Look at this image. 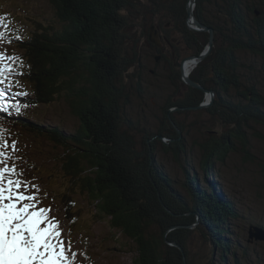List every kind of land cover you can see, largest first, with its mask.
<instances>
[{
    "label": "trees",
    "instance_id": "trees-1",
    "mask_svg": "<svg viewBox=\"0 0 264 264\" xmlns=\"http://www.w3.org/2000/svg\"><path fill=\"white\" fill-rule=\"evenodd\" d=\"M47 1L54 11L52 23H45L40 18L42 15H23L30 21L29 29L25 35L14 37L17 42L15 49L23 51L25 57L22 75L17 74V77L30 83L31 88L9 92L7 99L37 108L54 103L57 98L65 95L69 97L70 112L78 121V128L74 132L65 133L58 127L46 129L28 118L15 120L16 124L29 130L33 139L44 143L39 135L45 137L57 149L54 159L60 166L59 170L46 169L43 158L38 159L30 168H35L40 175L51 173V176L63 179L66 185H72L62 193L64 196L61 203L66 220H70L68 210L74 202L70 192L78 195L83 191L87 197L98 201L95 205L98 214L108 218L114 228L134 243L137 254L135 264H183L184 257L185 264H193L189 257L194 258V251L191 252L189 247L174 236L176 232L185 234L183 238H187L188 242L192 239L201 243L199 262L196 264H205L207 260L212 264H233L231 257L238 263L240 259L230 241L232 233L231 228L229 229L232 224L230 219L237 217V213L228 203L218 202L220 198L214 192L220 191L223 185L221 187L219 177L220 182L218 180L216 183L210 179V171L216 169L215 165H222L227 155L234 150L232 137L245 145V136L250 132L238 124L236 128H229L231 131L221 133L220 136L217 124H221V120L205 131V135L212 131L217 136H212L210 141L204 140L205 145H198L201 152L197 158H200L203 174L199 176L197 185L202 184L201 178L204 181L209 178L211 185L208 189L211 193L201 188L200 194L192 190L193 197H196L192 210L200 213L201 225L187 230L184 226L194 225L195 215L188 208L187 198L180 197L183 187L175 191L168 188L173 181L179 180L178 176L175 175L176 179L167 177L168 173L163 168L157 173L156 168H152L154 165L150 161V155L148 159H143L138 150L140 144L134 140L133 134L135 129L140 131L134 125L139 122L131 121V117L126 115V107L131 106L132 97L127 90L128 83L140 80L141 73L147 72L145 61L159 65V60L164 61V58L169 61L168 68L175 76L171 84L178 81L181 89L184 88L182 99L170 102L165 107V117L172 129L176 130L173 123L175 126L178 124L167 115L168 108H178L175 114L184 109L198 115L203 112V116L217 114L216 107L199 110L198 106L204 103L203 90L184 83L180 85L182 80L178 62L182 53L186 52V57L199 56L209 38L208 32L195 34L188 29L186 22L189 0ZM258 1L257 7L254 4L248 5L244 12V17H249L253 26V33L249 35L248 29L247 32L242 31L240 27L234 28L231 23L234 15L243 17L242 10L236 7L237 0H195L194 17L213 30L214 45L209 57L191 72L190 80L203 89L212 91L220 88L219 85L228 86L229 80L234 83L243 80L249 74L245 69H249L251 75H261L264 78L263 71L252 67L238 68L235 75L232 69H228L235 68L238 55L256 59L258 67L261 58H264V0ZM207 5H211L209 7L219 14L218 19L208 18ZM256 11L259 12L258 15ZM259 21L263 22L261 26ZM150 25H154L158 34L163 36L164 42L161 45L150 40ZM167 27H170L169 30ZM0 31H4L3 23ZM229 31L231 33L227 38ZM175 33L182 36L185 47L171 36ZM255 41L258 46L254 45ZM251 48H255L256 52H252ZM164 51H167L168 56ZM222 59L227 63L220 65ZM262 66L264 67L263 64ZM153 74L159 76L161 73L156 71ZM212 83H219L218 88L209 86ZM144 89L140 83L137 86L138 93L133 91V95L146 104L142 97ZM246 90L249 89L245 88L241 94H236L235 104L228 103L222 110L230 118L241 120L245 126L249 122L255 124V129L262 124L260 119L264 120V95L257 93L252 98ZM223 92L226 97L229 96L225 89ZM220 103L224 104L222 97L214 105ZM182 125L179 126V131L183 133V137L180 132L175 131L176 136L174 139L170 137V142L167 143L171 145L181 136L182 140L175 141L178 148L162 145L164 153L172 154L175 161L178 159V149L185 150L182 147L185 146V135L191 137L193 130L186 121ZM196 131L202 138L203 132ZM143 144L152 145V141L147 137ZM147 152L150 153L151 149ZM248 156L249 153L246 152V160L249 159ZM216 171L217 169L215 175ZM184 174L186 175L185 172ZM50 200H55V197ZM182 208L180 217V213L176 211ZM183 213L191 214V218H186ZM169 225L183 227H177L172 232L173 235L170 232L166 238L165 232L170 229ZM203 228L208 238L202 231ZM206 239H209L210 249ZM168 241L181 246L184 252L166 245ZM215 247L218 250L216 253Z\"/></svg>",
    "mask_w": 264,
    "mask_h": 264
},
{
    "label": "rangeland",
    "instance_id": "rangeland-1",
    "mask_svg": "<svg viewBox=\"0 0 264 264\" xmlns=\"http://www.w3.org/2000/svg\"><path fill=\"white\" fill-rule=\"evenodd\" d=\"M236 4V7L242 10L243 17L234 15L233 19L231 17V23L234 28L240 27V30L242 31L247 32L248 29L250 35V33H253V30L251 29L253 26L249 17H244V12L247 11L246 8L248 5L250 6L254 4L257 7L259 5V1L237 0ZM209 6L211 5L206 6L209 11L207 15L208 18H213L215 20L218 19L219 14L214 12V10ZM188 7L195 9V2L193 8L191 7V4H188ZM256 14L258 15L259 12L256 11ZM23 15L25 17L42 15L40 18L45 23H52L54 11L47 0H0V27L2 26V23L4 24V31H0V34H3V39L0 40V52L4 53L6 57L17 58L15 60L5 59L3 61L4 64L10 66V69L15 70L9 72V79L12 81L11 90L3 85V102L5 103V101H9L6 102V104L10 105V107L6 112L0 111V135L3 136L4 142L8 144V147H4L2 150L5 155L10 158L8 160V166L15 164L17 172H23L26 174L20 176V179L29 181L30 185L43 187L44 190L40 188L41 192L37 194L41 201V206H51L49 215L55 217L59 221L62 229V239L65 241L66 246L68 242L71 244L70 252L67 254L69 256L71 253L76 254L74 264H135L134 260L137 254L134 243H132L122 232H120V230L114 228L109 223L108 218L98 214V209L95 206L98 201H93V199L91 197H87L86 193L83 191H80L78 195H72V192H70L74 202H72L73 204L68 210L70 220H66L64 217L65 211L63 210L61 203L64 196L62 193H64V190L72 185L70 183H67L66 185L63 179H58L54 175L51 176V173L40 175L35 168H30L32 167L31 164L35 163L38 159L43 158L46 162V169L55 168L56 170H59L58 167L60 166L54 159V157L57 156L58 151L56 148H53V145L47 140V138L42 136L40 137L39 135V139L44 142L40 143L38 140H35L32 136H30L31 133L28 129H25L21 124H12V122H15L17 118H28L35 124L46 129L58 127L65 133H71L77 130L78 121L70 112L68 105L69 97L67 95L59 99L57 98L54 103L49 105H40L32 110L16 104L13 100L5 99V96L9 92L13 93L23 88L30 90L31 88L30 83L17 77V74H21L23 72V59L25 58L23 51H12L9 49L10 46H13L14 48L16 46L11 38L16 37L17 35L23 36L26 34V30L29 29L30 21L27 18H24ZM262 17L264 16L262 15ZM262 23L263 22L259 21V26H261ZM190 25L195 29L191 30L189 28V24L187 23L188 29L193 31L195 34H203L207 31H204L205 28L203 27L196 26L194 21H191ZM169 28L170 27H167L166 29L169 30ZM236 32L237 31H235V33ZM230 33L231 31L227 33V38L230 36ZM148 34L151 41H155L160 45L164 42L163 36L158 34L154 25H150ZM171 36L178 39L180 41V45L185 47L183 43L184 40H182V36L179 33H175V35L171 34ZM208 42L209 38L207 45L201 51L199 56L186 57V52L182 53V57L178 62L182 80V82H180L181 86L182 83H184V85H189L186 80L190 79L189 76L191 72L199 63L203 62V58L209 57V54L213 49L214 42L212 43V47H209ZM254 45L258 46L257 41L254 42ZM251 51L255 53L256 49L251 48ZM164 52L168 56L167 51ZM200 56L203 57V60H199ZM255 60L256 59L248 56L238 55L236 59L237 65L235 68L230 67L228 69H232L233 75H235L238 68L241 67L242 69H244V67H252L257 71L261 70L264 72V67L262 66V64L264 65V58H261V60L258 59L261 61L259 67ZM187 61H192L193 63L188 62L191 65V69L188 70L187 74H184L183 67ZM159 63L160 64L157 65L158 63L152 64L145 61L147 72H142L141 77H139L140 80H132L128 83L127 87V90L132 94V97L131 106L126 107V115L131 117V121L139 122V124L134 123V125L140 128V131L135 129L133 130V134L134 140L140 144V148L138 150L142 153L141 156L143 159H148L149 155L151 156L150 161L152 165H154L152 168L154 170L156 168L157 173H160L161 168H163L168 173L166 174L167 177L176 179L175 175L178 176L179 184L178 181H173L171 183L172 186H169L168 188L170 191H175L179 189V187H183V194H181L180 197L184 196L187 198L189 210L193 209L194 206L192 204L196 202L194 200L196 197H193L192 190L197 191L200 194L201 191L199 188H201V190L211 193L208 189L211 185L210 179L216 183L218 182L219 177L222 182L221 187L223 185V188L220 189L221 192H214L218 194V197L220 198L218 202L228 203L233 207L234 212L236 211L237 213V217L230 219L232 224L229 227V229L231 228L230 230L232 233L230 241H232V245L236 247H234V250L236 256L240 259L238 263H235L234 258L231 257L233 264H264V240L252 237V233L255 229L264 231V120L261 118L260 120H262V124L255 127V129V124L252 125L250 122H245L247 126L249 125L248 128H246L247 126H245L241 120L237 118H230L228 114L222 110L225 108V105L227 107L228 103L233 102L232 104H235L234 102L237 100L236 94H241V91L245 88L249 89L246 90V93H248L252 98L254 94L256 95L257 93L264 95V78L261 77V75H251L250 70L245 69L244 71L249 74L246 78L237 83H234L231 80L228 81V86H222L218 83L220 88H218V85L215 83H212V85L209 84V86L216 87L218 89H213L212 91L203 89L204 103L201 105H205V107L200 108L199 110L216 107L218 110L216 115L211 114L210 116H203V112L198 115L197 113H193L192 111L185 109V111L179 110L181 113L175 114V111H177L178 108H168L167 115L176 121L178 126H175L173 123L174 127H176L175 131L180 132L182 137L183 133L179 131V126L182 125L183 121L184 123L186 121L193 128L191 137H187L185 135V146L182 145L185 150L182 148L178 149V159L175 161L173 155L170 153H164V149L162 147L163 144L170 142V137L174 139L176 136L175 131L169 125V120L165 117V107H167V104L170 102H178V100L182 99L184 88L181 89L178 81L171 84L172 78L175 76H173L172 72H170V69L168 68L169 61L164 58V61L159 60ZM223 63H227V61L223 62L222 59L220 65ZM149 68L152 73L149 71ZM156 71L161 74L156 76L153 74ZM209 74L211 76V73ZM17 82L19 83V86H17ZM140 83L143 87H145L143 90L144 95L142 94V97L145 99L146 104L133 95V91L136 94L138 93L137 86ZM193 83L195 84V87H198L199 89L200 85L195 82ZM233 87L235 90H233ZM0 88L2 87L0 86ZM224 89L227 91V94L229 95L228 97H226V94L223 92ZM232 96H235V98ZM221 97L224 104L220 103V105H214L217 101L219 102V99L221 100ZM17 106H19V112H17ZM220 120L221 124H217ZM216 124L219 125L218 131H220V136L221 133L227 134V132L231 131L229 128H236L238 124H240L241 128L249 131L250 133L245 136V145H243L236 137H232L231 140L234 150L227 155L225 158L226 160L222 165L219 166L218 164L219 167L215 165L217 169L216 175V169H212L210 171V179L208 178L204 181L201 178L202 184L198 182L200 184V186H198L197 180L199 176L203 174L199 164L200 158H197L201 152L198 145L203 143L204 140L210 141L213 138L212 136H217L215 135L217 133H212V131L205 135V131L208 128H212V126ZM196 130H201L203 132L202 138ZM181 136L177 139L178 141L179 139L182 140ZM147 137L151 139L152 145L143 144V142L147 140ZM177 140L175 141L177 142ZM175 141L173 144L167 145H170L169 147L172 149L178 148L175 146ZM12 143H15L16 150H13L11 147ZM153 144L155 145L153 146ZM149 148L151 149L150 153L147 152ZM246 152L249 153L248 160L245 159ZM42 154L44 155L41 156ZM0 167H4V165H0ZM194 168H196V170ZM214 177H216L217 180H215ZM30 191L34 190L30 188ZM51 197H55V200H50ZM177 200L179 201V197ZM182 211L183 208L176 212L180 213ZM191 212L195 215V218H193L194 225H192V228L186 227L187 230L198 228V226L201 225L200 213L197 210H192ZM181 214L182 213L178 216L182 217ZM183 215H185L186 218H188V216L191 218V214L189 213H183ZM177 227L181 228L183 226H170V229H167L165 232V237L167 238L170 235V232L173 235L172 232ZM202 231L208 238L206 231L204 229ZM174 236L179 238L181 242L187 246V248L189 247L191 252L194 251V258L188 256L190 261L193 264L199 262V249L201 247V243L193 241L192 239L191 242H188L189 240L187 241V238H183L185 237V234L183 233L179 234L176 232ZM206 240L207 247L210 249L211 245L209 239ZM166 243V245L171 246L172 244V247L174 246V248H178V251H181L182 253L184 252L183 248L175 242L168 241ZM214 251L215 253L218 251L217 247L214 248ZM207 255L209 256L208 252ZM183 259V264H185V257ZM205 264L212 263L210 260H207ZM216 264L219 263L217 262Z\"/></svg>",
    "mask_w": 264,
    "mask_h": 264
},
{
    "label": "snow or ice",
    "instance_id": "snow-or-ice-1",
    "mask_svg": "<svg viewBox=\"0 0 264 264\" xmlns=\"http://www.w3.org/2000/svg\"><path fill=\"white\" fill-rule=\"evenodd\" d=\"M5 59L17 58L0 52V85L11 90L9 72L15 70L3 63ZM3 101L4 89L0 88V111L6 112L10 105ZM4 147L8 144L0 135V165H4L0 167V264H74L76 254H67L71 244L66 246L59 221L49 215L51 206H41L39 187L20 179L26 174L17 172L15 164L8 166L10 158L3 152ZM11 147L16 150L15 143Z\"/></svg>",
    "mask_w": 264,
    "mask_h": 264
},
{
    "label": "water",
    "instance_id": "water-1",
    "mask_svg": "<svg viewBox=\"0 0 264 264\" xmlns=\"http://www.w3.org/2000/svg\"><path fill=\"white\" fill-rule=\"evenodd\" d=\"M194 2H195V0H189V2H188V4H191V7L193 8V6H194ZM193 10L194 9H191L190 7H188V5H187V17H188V20H187V23L189 24V28L191 29V30H193V29H195V28H193L191 25H190V22L191 21H194V23H195V25L196 26H200V27H203V28H205L204 29V31H206V32H208L209 33V42H208V45H209V47H212V43H213V30L211 29V28H208V27H206V26H204V25H202L201 23H199L198 21H196V19H195V17H194V14H193ZM212 49V48H211ZM210 52V51H209ZM194 58V57H193ZM203 57H199V60H203V59H205V58H203ZM198 62V61H197ZM187 81V83L190 85V86H193V87H195V84L192 82V81H190V79L189 80H186ZM196 88H198V87H196ZM199 89H201V90H203V88H201L200 86H199ZM203 107H205V105H201L199 108H203ZM188 228V227H191L192 228V226H184V228ZM252 237H255L256 239H262V240H264V231L263 230H260V229H255L254 230V232L252 233ZM176 246V245H175ZM177 247H179V246H177Z\"/></svg>",
    "mask_w": 264,
    "mask_h": 264
},
{
    "label": "bare ground",
    "instance_id": "bare-ground-1",
    "mask_svg": "<svg viewBox=\"0 0 264 264\" xmlns=\"http://www.w3.org/2000/svg\"><path fill=\"white\" fill-rule=\"evenodd\" d=\"M205 54V53H204ZM188 62H192V61H187L185 64H184V67H183V70H184V74H187V72H188V70H190L191 69V65L188 63ZM188 63V64H187ZM193 63V62H192ZM194 68V67H193ZM192 68V69H193ZM13 107V106H12ZM15 108V107H14ZM15 110V109H14ZM251 141V140H250ZM264 145V144H263ZM258 148V147H257ZM260 148V147H259ZM253 152V151H252ZM263 155H264V152H263ZM11 166V165H10ZM214 179L215 180H217L216 179V177H214ZM183 190V189H182ZM260 227V226H259ZM245 243V242H244ZM171 246H172V244H171Z\"/></svg>",
    "mask_w": 264,
    "mask_h": 264
}]
</instances>
